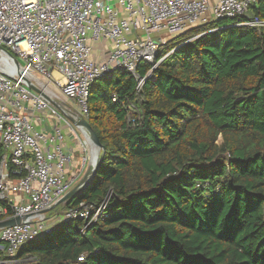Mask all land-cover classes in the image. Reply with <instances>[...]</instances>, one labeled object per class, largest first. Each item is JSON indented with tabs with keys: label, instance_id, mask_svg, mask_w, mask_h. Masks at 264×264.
Returning a JSON list of instances; mask_svg holds the SVG:
<instances>
[{
	"label": "trees",
	"instance_id": "trees-1",
	"mask_svg": "<svg viewBox=\"0 0 264 264\" xmlns=\"http://www.w3.org/2000/svg\"><path fill=\"white\" fill-rule=\"evenodd\" d=\"M247 16L263 25L184 30L140 88L126 71L95 82L103 158L65 206L105 214L59 221L0 264H264V0Z\"/></svg>",
	"mask_w": 264,
	"mask_h": 264
},
{
	"label": "built area",
	"instance_id": "built-area-1",
	"mask_svg": "<svg viewBox=\"0 0 264 264\" xmlns=\"http://www.w3.org/2000/svg\"><path fill=\"white\" fill-rule=\"evenodd\" d=\"M255 1L0 0V200L12 209L0 220L20 218L0 227V251L11 257L59 221L105 214L106 202L57 205L98 159L80 123L89 122L88 100L98 79L126 71L140 88L161 60L166 35L224 18L259 27L263 21L247 16ZM144 62L152 68L141 78L137 68ZM54 217L59 221L51 223Z\"/></svg>",
	"mask_w": 264,
	"mask_h": 264
},
{
	"label": "water",
	"instance_id": "water-1",
	"mask_svg": "<svg viewBox=\"0 0 264 264\" xmlns=\"http://www.w3.org/2000/svg\"><path fill=\"white\" fill-rule=\"evenodd\" d=\"M5 51L8 54H10L7 50H5ZM80 123L86 127L87 131L90 134V138H91L92 142L94 143V145L99 150H101V153L98 155V159H97L95 166L92 169H89L85 173L83 178L80 180V182L77 185H75L73 188H71L62 198L59 199V201L57 202V205L64 204V203L66 204L70 199H72L78 193L82 192L88 186V182H86L87 176L89 174H91V175L95 174L97 166L103 158L104 148H103L102 144L100 143L94 129L91 126V124L88 121H86L85 119H81ZM19 220H20V218L18 216H16L15 218L0 220V227H7V226L14 225L15 223H18Z\"/></svg>",
	"mask_w": 264,
	"mask_h": 264
},
{
	"label": "rangeland",
	"instance_id": "rangeland-1",
	"mask_svg": "<svg viewBox=\"0 0 264 264\" xmlns=\"http://www.w3.org/2000/svg\"><path fill=\"white\" fill-rule=\"evenodd\" d=\"M189 28V27H188ZM174 37V36H173ZM171 38V36L170 37H168V36H165L164 37V39L166 40V44L163 46V48L161 49V53H160V61L158 62V64L162 61V60H168V59H170V58H172V55H173V51L175 50V46H174V41L175 40H177V37L175 36L174 37V39L172 38V40L171 41H169L168 42V40ZM52 122V121H51ZM101 153V150H99V154ZM77 154L78 153H76V152H74V155H75V157L76 158H78L79 157V155L77 156ZM84 173L85 172H83L82 174H80L79 176H78V180H80L82 177H83V175H84ZM76 179V180H77ZM62 208V207H61ZM51 223H52V221H55V222H57V221H59V218L58 217H54V218H50V220H49ZM54 222V223H55Z\"/></svg>",
	"mask_w": 264,
	"mask_h": 264
},
{
	"label": "crops",
	"instance_id": "crops-1",
	"mask_svg": "<svg viewBox=\"0 0 264 264\" xmlns=\"http://www.w3.org/2000/svg\"><path fill=\"white\" fill-rule=\"evenodd\" d=\"M217 0H209V2L210 3H214V2H216ZM166 33H159L158 34V36H160V35H165ZM166 36H168V37H170V35H166ZM66 143H67V146H70L73 150H74V152H76V153H78L77 154V156L80 154V150H79V148L74 144V142H73V140H71V138L70 137H68V139L66 140ZM85 174V173H84ZM84 176V175H83Z\"/></svg>",
	"mask_w": 264,
	"mask_h": 264
}]
</instances>
